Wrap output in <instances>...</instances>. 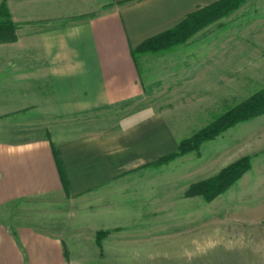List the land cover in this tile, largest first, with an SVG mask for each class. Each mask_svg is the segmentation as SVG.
<instances>
[{
    "label": "rangeland",
    "instance_id": "obj_1",
    "mask_svg": "<svg viewBox=\"0 0 264 264\" xmlns=\"http://www.w3.org/2000/svg\"><path fill=\"white\" fill-rule=\"evenodd\" d=\"M213 1L198 0L192 11ZM133 56L143 96L75 122L82 133H114L125 115H156L173 146L127 162L109 184L75 195L65 190L64 199L21 201L16 222L5 223L57 234L63 264H264V112L159 161L264 87V0H245L185 41ZM244 157L249 167L229 186L202 193Z\"/></svg>",
    "mask_w": 264,
    "mask_h": 264
},
{
    "label": "crops",
    "instance_id": "obj_2",
    "mask_svg": "<svg viewBox=\"0 0 264 264\" xmlns=\"http://www.w3.org/2000/svg\"><path fill=\"white\" fill-rule=\"evenodd\" d=\"M197 1L5 0L16 39L0 42V264H63L57 234L5 223L21 201L64 199L53 147L75 195L173 146L156 115H125L114 133L75 120L142 97L132 51Z\"/></svg>",
    "mask_w": 264,
    "mask_h": 264
},
{
    "label": "trees",
    "instance_id": "obj_3",
    "mask_svg": "<svg viewBox=\"0 0 264 264\" xmlns=\"http://www.w3.org/2000/svg\"><path fill=\"white\" fill-rule=\"evenodd\" d=\"M245 0H215L212 3L189 12L175 26L146 38L132 51L136 52H157L169 46L185 41L186 38L197 29L207 25L215 19L227 14L232 9L243 3ZM15 23L10 19L7 6L4 1L0 3V42H10L16 39ZM264 112V87L251 94L236 105L225 110L209 126L195 132L189 138L179 141L177 148L172 153L159 159L160 162L171 160L177 155L195 150L205 140L216 136L220 131L233 125L236 122L248 119ZM53 157L61 184L67 190V180L59 160L57 151L53 147ZM249 167L248 158L244 157L225 167L214 179L205 185L206 197L222 191L230 185L240 174Z\"/></svg>",
    "mask_w": 264,
    "mask_h": 264
}]
</instances>
